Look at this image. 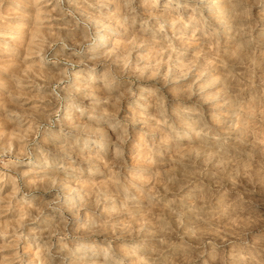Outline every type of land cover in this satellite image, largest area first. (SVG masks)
Wrapping results in <instances>:
<instances>
[{"label": "rangeland", "instance_id": "374dc122", "mask_svg": "<svg viewBox=\"0 0 264 264\" xmlns=\"http://www.w3.org/2000/svg\"><path fill=\"white\" fill-rule=\"evenodd\" d=\"M0 264H264V0H0Z\"/></svg>", "mask_w": 264, "mask_h": 264}, {"label": "bare ground", "instance_id": "6f19581e", "mask_svg": "<svg viewBox=\"0 0 264 264\" xmlns=\"http://www.w3.org/2000/svg\"><path fill=\"white\" fill-rule=\"evenodd\" d=\"M100 30V29H99Z\"/></svg>", "mask_w": 264, "mask_h": 264}]
</instances>
